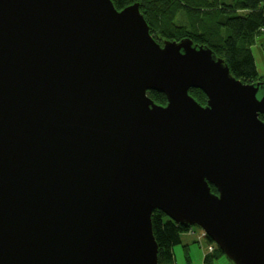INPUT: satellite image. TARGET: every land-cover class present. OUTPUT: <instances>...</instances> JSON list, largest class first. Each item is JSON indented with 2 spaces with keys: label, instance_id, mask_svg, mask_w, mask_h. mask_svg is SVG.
<instances>
[{
  "label": "water",
  "instance_id": "obj_1",
  "mask_svg": "<svg viewBox=\"0 0 264 264\" xmlns=\"http://www.w3.org/2000/svg\"><path fill=\"white\" fill-rule=\"evenodd\" d=\"M261 115L264 82L138 4L0 0V264H159L155 211L264 264Z\"/></svg>",
  "mask_w": 264,
  "mask_h": 264
},
{
  "label": "trees",
  "instance_id": "obj_2",
  "mask_svg": "<svg viewBox=\"0 0 264 264\" xmlns=\"http://www.w3.org/2000/svg\"><path fill=\"white\" fill-rule=\"evenodd\" d=\"M117 10L138 4L150 34L161 46L166 42L190 39L195 45L210 48L225 60L232 75L243 83L255 85L264 82L258 71L253 52L255 46L264 51V0H112ZM261 39L260 45L257 44ZM264 67V61L257 55ZM200 104L206 105V95L200 90H190ZM148 96L158 105H167L164 94L150 92ZM264 121V116H260ZM211 186L215 194L218 189ZM155 239L159 246V264H176L174 248L182 244V235L196 227L176 224L161 211L152 216ZM198 227V226H197ZM200 240L206 245L204 264H213L224 256L207 236ZM188 264L189 248L184 246ZM231 262V261H230ZM232 263V262H231ZM233 264V263H232Z\"/></svg>",
  "mask_w": 264,
  "mask_h": 264
},
{
  "label": "rangeland",
  "instance_id": "obj_3",
  "mask_svg": "<svg viewBox=\"0 0 264 264\" xmlns=\"http://www.w3.org/2000/svg\"><path fill=\"white\" fill-rule=\"evenodd\" d=\"M261 39L257 44L260 45ZM257 46L254 47L253 52L257 61L258 71L260 74L264 75V67H262L258 61L257 55L260 54V57L264 61V51L262 48ZM195 231L190 232V234L182 235V244L174 248L176 264H188L185 256L184 246H188L189 255L191 259L190 264H204V257L206 255V245L200 240L199 235L202 233L201 229L198 227L194 228ZM196 233H199L198 235ZM204 253V254H203ZM213 264H232L228 258L225 256L220 257L215 260Z\"/></svg>",
  "mask_w": 264,
  "mask_h": 264
},
{
  "label": "crops",
  "instance_id": "obj_4",
  "mask_svg": "<svg viewBox=\"0 0 264 264\" xmlns=\"http://www.w3.org/2000/svg\"><path fill=\"white\" fill-rule=\"evenodd\" d=\"M189 234H190V233H189ZM189 234H188V235H189ZM196 234L198 235L199 233H196ZM203 254H204V253H203Z\"/></svg>",
  "mask_w": 264,
  "mask_h": 264
}]
</instances>
